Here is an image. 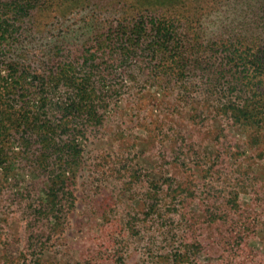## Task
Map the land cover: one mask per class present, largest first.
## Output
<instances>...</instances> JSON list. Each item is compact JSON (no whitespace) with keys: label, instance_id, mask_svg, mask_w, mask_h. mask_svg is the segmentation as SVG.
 <instances>
[{"label":"rangeland","instance_id":"1","mask_svg":"<svg viewBox=\"0 0 264 264\" xmlns=\"http://www.w3.org/2000/svg\"><path fill=\"white\" fill-rule=\"evenodd\" d=\"M28 1L34 7L13 40H0V78L17 66L24 89L16 101L35 111L45 103L60 119L51 105L65 102L72 70L81 76L84 45L149 8L138 0ZM263 1L169 5L165 16L178 19L185 42L183 74L150 71L146 56L101 83L102 122L76 138L79 163L55 221L41 207L46 170L15 142H1L0 264H169L177 248L175 264H264V130L232 124L218 107L223 98L209 96L214 44L251 36L247 17ZM260 27L249 29L253 37ZM33 234L39 243L27 241Z\"/></svg>","mask_w":264,"mask_h":264},{"label":"trees","instance_id":"2","mask_svg":"<svg viewBox=\"0 0 264 264\" xmlns=\"http://www.w3.org/2000/svg\"><path fill=\"white\" fill-rule=\"evenodd\" d=\"M179 1L138 0L149 9L136 17L121 19L115 28L101 34V40L100 35H97L96 40L84 45L81 76H76L75 70H72L71 77L65 78L68 89L65 102L51 105L52 110L61 114L60 119L50 114L45 103H41L39 110L35 111L17 102L24 89L21 84L22 75H18L20 69L17 66L10 64L6 67L7 77L0 78L3 80L0 88V143L5 139L10 140L9 144L15 142L22 152L32 156L33 163L36 162L38 167L46 170L47 175L41 177H45L43 181L47 183V198L41 202V207L46 208L50 214L47 221L56 220L55 212L63 206L57 197L76 172L81 152L76 143L78 134L90 124L102 122L95 103L101 83L115 75L119 69L122 71L117 74L132 64L141 63L146 56L147 60L149 58L150 71L154 67L165 69L169 66L174 76L183 74L185 42L180 35L178 19L165 16L166 11L169 13V5H177ZM260 4L257 14L252 10L246 20L248 35H253L249 29L261 26L258 36H232L222 43L218 41L221 48L214 44V55L218 57L212 55L210 60L219 61L213 74L214 88L209 93L212 100L223 98L218 100V107L232 124L244 131L259 134L264 130V15L260 16L264 12V1ZM33 7L28 0H0V40L12 37L17 32L14 26L22 22ZM93 45L96 47L90 51ZM196 64L203 67L200 60H196ZM59 82L58 77L56 83ZM67 172L71 173V177L65 176ZM36 219L37 216H31L27 224H33ZM36 238L37 234L26 237L27 241L32 240L35 244L38 242ZM180 256V249L177 248L171 251L167 261L175 264ZM158 262V258L153 257L151 264ZM74 264L91 263L83 261Z\"/></svg>","mask_w":264,"mask_h":264}]
</instances>
